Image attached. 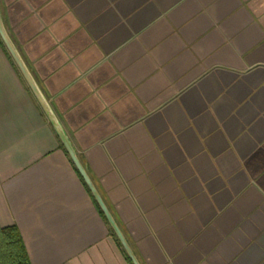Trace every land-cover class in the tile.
I'll list each match as a JSON object with an SVG mask.
<instances>
[{"label":"crops","instance_id":"1","mask_svg":"<svg viewBox=\"0 0 264 264\" xmlns=\"http://www.w3.org/2000/svg\"><path fill=\"white\" fill-rule=\"evenodd\" d=\"M0 10L141 264H264V0ZM101 210L0 46V224L32 264H132Z\"/></svg>","mask_w":264,"mask_h":264},{"label":"water","instance_id":"2","mask_svg":"<svg viewBox=\"0 0 264 264\" xmlns=\"http://www.w3.org/2000/svg\"><path fill=\"white\" fill-rule=\"evenodd\" d=\"M0 37L2 38L4 44L6 45V48L8 49L9 53L11 54L13 60L15 61L16 65L22 72L23 76L27 80L29 86L35 93L36 97L40 101V103L45 108L48 116L50 117L53 125L55 126L63 145L65 146L66 150L68 151L71 159L73 160L75 166L79 170L80 174L82 175L83 179L85 180L86 184L90 188L92 194L94 195L96 201L98 202L100 208L102 209L103 213L105 214L108 222L110 223L114 233L118 237L119 241L121 242L123 248L127 252L129 258L131 259L133 264H141L135 255L133 249L131 248L129 242L127 241L124 233L122 232L121 228L119 227L118 223L116 222L115 218L113 217L112 213L110 212L109 208L107 207L105 201L103 200L102 196L98 192L97 188L95 187L92 179L90 178L89 174L87 173L85 167L83 166L82 162L80 161L75 148L71 144L66 132L62 128L61 124L55 117L50 105L48 104V101L43 94L41 88L39 87L36 79L34 78L33 74L31 73L27 63L25 62L24 58L22 57L20 51L18 50L17 46L15 45L12 38L7 33L3 19L2 14L0 10Z\"/></svg>","mask_w":264,"mask_h":264},{"label":"trees","instance_id":"3","mask_svg":"<svg viewBox=\"0 0 264 264\" xmlns=\"http://www.w3.org/2000/svg\"><path fill=\"white\" fill-rule=\"evenodd\" d=\"M0 46L5 49L13 63L16 65L1 37ZM112 232L118 240V237L113 230ZM0 264H32L24 238L16 224L8 226H2L0 224Z\"/></svg>","mask_w":264,"mask_h":264}]
</instances>
